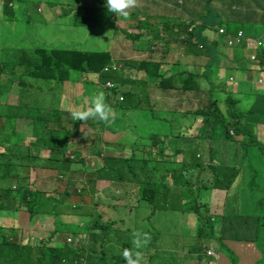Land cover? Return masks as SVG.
Listing matches in <instances>:
<instances>
[{
  "label": "trees",
  "instance_id": "obj_1",
  "mask_svg": "<svg viewBox=\"0 0 264 264\" xmlns=\"http://www.w3.org/2000/svg\"><path fill=\"white\" fill-rule=\"evenodd\" d=\"M12 1L0 0V13L4 20L15 21L18 18L13 12ZM88 1L93 5L84 6L82 12H76L73 9L62 11V14L57 16L60 23L53 22L54 25L65 27L66 25L74 27L82 24L85 27V32L82 35L74 38L69 37V39H63L64 36L60 35L62 39L58 40L55 45H46L37 40L35 46L31 43L32 39L29 41L23 39V41L19 40L21 43L26 42L22 48L11 45L9 40L0 46V75L3 74V77L0 76V102H4L13 89L17 91L15 93L16 103L4 104V110H0V135L8 133L14 136L16 134L14 127L16 128L18 122L21 121L29 120L32 123H39L41 120L46 122L48 118H52L56 122L55 125H58L62 120L68 119V115H62L63 111L53 105L59 103V97L50 94L53 90H61L64 82L74 81L73 78L77 75H81L80 78L88 82L90 79L86 74L95 76L100 81L96 86L100 85L104 89L107 88L103 85L107 81L111 82L113 86L109 89H111L112 97H110L108 105L118 106L128 114L123 120L119 122L113 120V123L98 119L76 121L71 118L76 127L83 124L99 132L96 135L93 134L91 139L100 141L99 149H96V156L100 159L101 164L95 168V171L90 172L96 176L90 175L85 181L86 183L73 178L75 175L72 171L87 173L76 167L69 169V165L75 163L77 153L73 152L72 158L66 156L64 152L68 149L65 148L64 142L51 146L49 148L50 155L44 157L32 156L29 150H25V154L17 153L13 150L14 146L9 145L7 141L1 143L0 139V147L4 148V151L0 153V219L8 221L9 215H14L13 213H17L22 208L27 212L28 220L32 223L48 216L59 217L63 214L80 213L73 209V204L69 208L64 207V204L68 197L82 196L83 194L86 195L84 197H86V202L90 203L89 207L92 212L93 209L100 211L101 200L92 201L93 194L98 191L96 188L98 181L109 183L110 187L107 188V192L111 196L123 198V215L119 216L116 227L109 220L105 221L104 226L96 222L87 223V225L84 223L73 224L77 225L75 232L61 234L62 232L57 226L54 230L52 229L53 231L48 232L47 237L37 239L32 244L22 243L17 233L7 232L6 227L0 225V264H125L122 258L124 249L142 252L146 264H195L198 261L210 264L208 262L210 257H205L204 249L212 247L214 241L222 243L224 240L254 244L264 257V245L261 244L259 247L258 241L260 235L264 236V217L256 216L253 221H250L248 216L237 215L234 211L225 209L221 217L211 214L205 217L206 212L204 214L200 212L203 207L197 204L195 198L188 192H182L183 188L193 187L196 197L202 190H223L233 204H237L236 200L240 204L241 200L245 206H250L240 192V185L251 187L255 184L254 178L258 179L257 185L264 183V170L260 169L259 173L256 171L258 163L264 160V145L256 137V127L264 125V92L251 93L249 96L241 95V98L247 97V102H244L236 93L228 92L224 94L222 103H219V99L211 100L210 91L213 90V84H215L213 81L215 80L212 79L209 83L204 79L205 76H213V68H208L210 65L205 67L206 69L204 68L201 74L196 70L185 72L182 74L185 75L184 78L178 82L173 81L169 72L171 70H166L164 65L165 55L171 50L188 51L193 48L195 53L193 52L192 56H196L198 52H203L206 48L208 50L215 48L214 42L202 35L204 30L206 27L210 28L208 26L210 23L214 26L211 29L215 30L217 36L219 35L220 27H215V22L224 16L223 11L220 16V8L224 10L233 6V10L228 13H231L235 18L238 17L239 23V20L242 19L238 9L240 0H160V7L166 13L150 16L149 20H141V23L137 20L130 22L133 26H138L139 32L136 34L121 29L126 33L127 39L137 43L138 57L147 51L148 54H153L155 52L152 49L153 44H159L162 52L157 54L158 62L147 59L136 60V62L134 60H129V62L113 60L109 51H101L96 48L95 44L102 40V36L96 31H89L92 28V19L86 16L94 12L96 5H98L96 8L107 10L106 0ZM243 1L250 4L248 9L251 12L264 8V0ZM47 2L54 6L59 4L60 6H65V4L69 6L65 0ZM69 12L73 16L68 15ZM110 14L114 23L116 21L114 14ZM130 14L134 13L130 12ZM175 14H178L179 17ZM66 18H68L67 23H65ZM29 19L28 17L25 22ZM94 20L98 30L102 31L107 27H111L109 29H112L114 33L117 30V28L113 29L114 25L112 26L110 22L104 21L103 13H99ZM243 24L242 27H244ZM159 27L161 28L158 32ZM63 30L61 28V31ZM142 31L146 32L145 37L142 35ZM223 35L229 38L226 31ZM93 37L94 51L84 50L81 40L90 41ZM252 61L253 65H257V70L262 71L264 48L256 51L255 59ZM114 63L120 66L119 71H104L105 67ZM211 64L216 65L215 59ZM161 68L165 70L164 73H161ZM132 69L138 73L139 78H142L143 75L144 78L139 81V85L125 92V86L133 82L126 74V70L131 71ZM14 76L17 77V80L12 83L10 80ZM23 77L26 79H22ZM203 80L207 81L205 82L206 88L203 87V82L199 83ZM21 81H31L28 86L30 92H28L26 83ZM174 92L179 95L184 93L187 96L192 93L193 95H189L187 100L188 103H191L193 96L200 101L197 102L196 110L181 112L177 109L176 101L165 105L160 104L162 98L171 100ZM59 93L57 92L58 95ZM179 95L177 96L179 97ZM208 95L209 97L206 99ZM29 99L33 100V105L37 108L45 109L51 105V115L38 113L40 117H29V102L25 101ZM121 100H125L123 103L125 108L121 105ZM239 102L245 105V109L238 108ZM202 104L203 107L197 108ZM222 105H225V108L222 109ZM136 110L139 111L138 116H142V119L134 129L123 130L116 142H112L111 139L104 136L102 131L110 129V127L111 130L114 129L115 127L112 126L115 123L129 124L130 126L132 114ZM65 112L71 113L70 111ZM192 121H196V141L199 146L205 140L222 144L223 142L231 143L227 148L234 149V152L239 150L241 152L240 160L233 164L225 161L215 165L197 163L196 143L192 140V133H189V129L185 128V125ZM125 135L134 137L132 144L120 142ZM243 136H247L248 141L245 142ZM89 143L95 144V141ZM118 152L119 155H113ZM216 152L209 148L206 154L213 160L217 156ZM109 154L111 156H108ZM180 165L183 169L178 171L177 166ZM52 166L62 176L73 174L69 176V179L64 180L65 188L63 191L57 189L58 191L55 193L37 189L38 187L30 181L31 170L51 168ZM65 171L68 172L64 174ZM56 179L60 181L61 177L56 176ZM169 185L178 186L179 189L176 197L181 199V202H179V209L177 210L176 207L175 210L184 211V219L179 227L182 228L186 224L188 214L194 213L196 220L194 225L187 229V232L182 228L185 232V239L179 237L178 240L181 243L176 246H173V242L178 232L170 234L163 243L161 241L168 232L167 227L170 226L167 222L170 211L166 212V216L157 211H166L167 209L163 204L159 205L158 202L166 198ZM71 187L72 189L69 190ZM60 192L62 196L58 199L56 196ZM182 199L191 202L189 210L183 206ZM52 203L54 210L49 211L48 208ZM153 206L154 211L151 209L150 213L140 221L135 218L130 219L132 210L135 212L136 209H142L145 212ZM80 214L82 215V213ZM146 217L149 218L148 222ZM157 217H160V220H157ZM10 220L14 223L11 225L13 228L15 220L13 217ZM143 223L148 224L149 228L140 231L144 229ZM133 232L150 235V243L146 247L135 249L132 244ZM67 236H71L75 240L84 238L85 245L78 246L76 243L75 246H72L68 243L71 240H68L70 237ZM215 236L218 238L214 239ZM97 237L101 243L95 239ZM55 242L59 243L56 247H54ZM198 247L199 251H197ZM202 247L203 249L200 250ZM221 247L223 253L230 252L233 255L230 248L222 245Z\"/></svg>",
  "mask_w": 264,
  "mask_h": 264
},
{
  "label": "rangeland",
  "instance_id": "obj_2",
  "mask_svg": "<svg viewBox=\"0 0 264 264\" xmlns=\"http://www.w3.org/2000/svg\"><path fill=\"white\" fill-rule=\"evenodd\" d=\"M47 1H51V0H13L12 1L14 4L13 12L16 14L18 18L15 21L4 20L0 13V45L2 44V42H6L9 40V43L11 45L16 46L19 40L23 41V39H26L27 41L32 39L31 43L35 46L37 45V42H38L37 40H39L40 43H43L46 45H55L58 40L62 39L63 36H64L63 39H69V37L74 38V37L82 35L85 32V27L82 24H79L78 26H74V27H70L66 25L67 27L66 28L65 26L54 25L53 22L57 24L60 23L59 20L57 19V16L59 14H62V11L73 9L76 12H82V8L84 6L93 5L92 2L88 0H65L69 4V6L65 4L66 6L65 7V6H60V4L56 6H54L53 4L50 5L48 4ZM150 1L151 0H139L138 7L136 8L140 9L142 6L149 4ZM97 6L98 5H96V7ZM96 7L93 13L86 16L92 19V26H91L92 28L89 29V31L91 32L96 31L100 33L102 36V40L100 42H96L95 44L96 48L100 49L101 51H104V50L109 51L110 55L115 60L122 59L123 61L127 60L128 62L129 60L130 61L134 60L136 62V60H143V59L146 60L147 59L150 61L158 62L156 60V57H157L156 53L159 54V52H162L160 50L161 47L159 44H153L152 49L155 51L153 54H148V51L145 53L140 52L142 53V55L138 57L136 53L137 43L132 42L131 40L127 39L126 33L121 31V29H125L126 31H128V33H135V30H136L135 27L129 26V24L132 19L137 18V14L135 13L133 15L130 14L127 19H123L117 16L119 18L113 23L111 14L108 13L107 10L104 11L103 9L96 8ZM217 8L219 9V6H217ZM144 10L150 11V8H145ZM219 10H220L219 12L220 16H222V9L220 8ZM99 13H103V17L105 18L104 21L110 22L112 26L114 25V27L117 28V30H115L116 35L114 31H112V29H104L101 31V30H98L99 28L98 29L96 28L97 23H95L94 19L97 17ZM68 15L73 16L71 15V12H69ZM28 17L30 19L27 22H25V20H27ZM67 19L68 18H66L65 23H67ZM61 28H63L64 30L61 31ZM160 28L161 27L158 28V32ZM244 28L247 29L245 25H244ZM256 31H257L256 38L264 40V23H261V26L258 27ZM138 32L139 31L137 30V33ZM145 33L146 32L142 31V35L144 37L146 36ZM212 33L214 34L213 31ZM60 35H62L61 38H60ZM222 38L223 40H226L227 37L223 36ZM230 38L233 39L232 37ZM93 40H94V37L90 41L81 40V42H83L84 44L83 45V48H85L84 50L94 51ZM25 43L26 42H22L21 45L19 46L22 48V46H24ZM171 52L174 54L176 53L177 56H180L176 58L182 59L181 61H183V64H184V65H181L180 67L173 65L172 64L174 62L173 60L176 58L170 59L169 61L168 57L170 56V53L167 52V54L165 55V58H166L165 64H164L165 68L166 70L168 69L171 70L169 71L172 75L171 78H173V81L178 82L184 78L185 75H182V74H185L187 70H188V73L190 72L189 64L185 65V63L186 61L190 60L191 56L193 55L194 49L192 48L188 51L186 50L181 51L178 49V50H171ZM178 53H181V54L178 55ZM233 54H234L235 59L237 60L236 61L237 68L239 66V70H238L239 72L235 71V81H238V80L243 81L242 80L243 73H241L243 69L241 66H243L245 69H247L248 67L251 69V63L247 60L244 54V49L239 50V48H235L233 49ZM214 71L215 69H213L212 72ZM164 72L165 70L161 68V73H164ZM179 72L180 74H178ZM221 73L222 72H218L217 74H221ZM126 74L128 75L129 78L133 80V82L125 86V92H128L131 88H134V86L139 85L140 84L139 81L144 78V75L142 78H139L138 73L135 72L133 69L131 71L126 70ZM0 76L3 77V74H1ZM86 76H88V78L90 79V82L83 81V79L80 78L81 75H77L73 78L74 81H69L66 83L64 82V85L61 88V90H55V91L53 90L52 93L50 94L52 96L59 97L58 99L59 103H56L53 105H55L58 110L63 111L64 114L62 115H68L69 120L68 119L62 120V122L59 125H55L56 122L52 118H48L46 122L41 121L39 123L38 122L32 123L29 120L18 122L19 125H17L16 128L14 127V130H16V134L14 136L8 133H5L4 135H0V139L2 140L1 143L4 141H7L9 145L18 146L16 147L15 152L25 154L26 152L25 150H27L28 145H31L34 141H38L37 145L35 147L32 146V148L29 150L30 154L32 156H36V155L49 156L50 155L49 148L51 146H55L61 142H64L66 144L65 148L68 149V150H65L64 152L66 156H68L69 158H72L73 156L72 153L73 152L77 153V156L75 157V160H74L75 163L70 164L69 169H73L74 167H76L77 169H81L82 171L85 170L87 173L85 174L83 172L72 171L76 177V178L75 177L73 178L76 180H82L83 182H85L88 180L90 175H93L95 177L96 174L94 173L90 174V172L92 170L95 171V168L99 167V165L101 164L100 159H98L96 156L97 154L96 149H99L100 141L99 139L94 140V138L93 139L91 138L93 137L92 136L93 134L96 135L99 132L96 130H93L90 127H86L83 124H81L79 127H76L75 123H72V121L70 123L71 115L67 114L65 111L72 112L75 109L87 108L89 106V103H88L89 97L101 91L105 95V103L109 104L110 97H112V92H111V89L109 88L104 90L103 88L100 87V85L96 86V84H98L100 81L95 76L90 75V74L88 75L86 74ZM22 79H26V78L23 77ZM204 79L209 81V80L214 79V76H210V77L205 76ZM253 79L255 81V82L253 81V83H255L257 90H253V91H249V89L248 91L243 90V95L249 96L250 93H256V92L264 90V88H262L263 84H260L258 83V81H256L257 76H255V74L253 75ZM16 80H17V77L14 76L10 81L14 83L16 82ZM21 82L26 83L28 92H30L31 90L28 88V86L31 81H21ZM215 82L216 81H213V83ZM218 83H220V81H218ZM228 89L230 91L233 90L232 86L228 87ZM16 92H17L16 89H13L12 91H10V94L7 95L6 100L4 102H0L1 111L4 110L3 108L4 104L16 103V99H17L16 94H15ZM57 92H60L59 95L57 94ZM224 96H225L224 93H218V92H215L214 90L211 91V98H212L211 100L219 99V103H222ZM187 98L188 96L184 97L183 100L180 99L176 101V105L181 112L186 111L189 108L190 103H188ZM246 98L247 97L241 98V99L244 102H247L248 100ZM172 99L171 100L160 99V104L165 105L167 103H171L173 102ZM25 101L30 103V100H25ZM124 101L125 100L120 101L121 105H123V108L126 107L123 104ZM169 105H173V104H169ZM240 106L241 108L245 109L244 104L241 103ZM111 108L114 111L109 121V122L112 121L111 123H113V120L118 121V122L123 120L128 114L124 110L120 109V107L118 106L111 107ZM221 108L222 109L225 108V105H222ZM48 113L49 115H51L52 111ZM138 114H139L138 110L133 112L132 119H131L132 124L130 126L129 124L124 125L121 123H115L112 126V127H115L114 129L111 130V127H110V129L103 130L102 133H104V136L106 138L111 139L112 142H116L119 139V137L122 135L123 130L130 131L131 129H134V127H136L137 123H141L142 116H138ZM89 120H91V118ZM102 133H101V136H102ZM243 139L245 142L248 141L247 136L246 137L243 136ZM260 139L264 140V137L261 134H260ZM85 141H88V142H85ZM94 141H95V144L89 143V142L93 143ZM133 141H134L133 136L125 135L121 139L120 142L132 144ZM195 143H196V152L200 156L199 158L197 157L196 159L197 163L199 162L206 163L207 161H210L211 164L215 165L218 162L220 163L222 158H225V156L230 157L231 164L238 162L240 160V157L236 156L238 154V151L234 152L233 151L234 149L227 150V151L225 150L224 153L221 154V150L223 149V146H224L221 142H210V141L205 140L203 144L199 146L195 139ZM209 148H211L213 151H216L218 149V151L216 152L217 156H215L213 160H210V158L206 154ZM3 151H4V148L0 147V153H2ZM119 154L120 153L118 152V153H114L113 155L116 156ZM108 156H111V154H109ZM182 169L183 167L181 165L177 166L178 171ZM260 169L264 170V160L258 163L256 167V171H258L259 173ZM66 172L68 171H65L64 174H66ZM73 174L70 173L69 176ZM56 176L61 177L60 181L56 179ZM69 176L68 175L62 176L58 174V171L53 166L51 168H45V169L34 168L33 170H31L30 181L34 186L38 187L37 189L39 190H42L48 193H55V191H58V190L63 191V189L65 188L64 180L69 179ZM254 182L255 184L252 185L251 187L250 186L245 187V186L240 185V189H241L240 192L243 198L246 200V202L250 204V206H245L241 202V200H240V204L238 200L235 201L237 204H233L232 200L228 198V196L227 197L225 196L224 191H220L218 193L217 190L216 191L202 190L201 193L196 197H195V190L193 187L183 188L182 192H188L190 196L195 198L197 204L201 205L202 207L207 206L205 217L208 216V212L211 213L212 216H220L221 211H223V203H224L226 211L232 210L234 211L235 214L242 215V216H248L250 218V221H253L256 218V216L264 217V183L262 185H257L258 184L257 178H254ZM259 182H261V179H259ZM108 187L110 186H109V183L106 181L105 182L98 181L96 183V188L98 189V191H96L93 194L92 201L96 199L101 200L99 203V206L101 208L100 211L99 210L95 211V209H93V212H92L91 207H89L90 203L86 202V197H84L86 196L85 194H83L82 196L74 195V196L67 198L64 204V207L69 208L72 204L78 205L80 206V208L73 207V209L76 211L78 210L80 213H82V215L80 213H73L71 215L63 214V215H60L59 217L48 216V217L43 218L42 220H37L34 223H32L28 220L27 212L22 208L17 213H13L14 215H9L8 221H3L2 219H0V225H3L4 228L6 227L5 229H7V232L13 231L17 233L22 243L28 242L30 244L34 243L37 239L40 240L42 238L47 237L48 232L51 231L52 229L54 230L55 228H57V226L59 227L60 232H62L61 234L75 232L76 231L75 226H77L78 224H83V223L87 225V223L96 222L104 226L106 220L113 222L114 227H116L119 216L123 215L124 200L122 197L115 198L111 196L107 192ZM70 189H72V187L69 188V190ZM166 192H167V196L166 198H164L163 201L161 200L160 202H158L157 200L159 205L163 204L167 208L166 211H160V210H157L158 207L156 208L158 212H160L162 215H165V216H166V212L170 211V215L167 217V222L170 226L167 227L168 232L166 233V235H164L163 240L161 241L163 243L170 236V234L178 232V235L177 237L175 236L176 239L173 242V246H176L178 243H181L178 240L179 237H184V233L187 232V229L194 225L195 215L193 213L187 215V222L185 220L186 224L182 226V228L185 229L186 231L183 232L182 228H180L179 225L181 222H183V219H184L183 212L184 211L181 212V211L175 210L176 207H177V210L179 209V204H180L179 202H181L180 201L181 199L179 200L176 197V195H178V186L169 185ZM61 196L62 195L60 192L57 194L56 198L58 197L61 198ZM182 202H183V206L185 208H188L187 210H189V208L191 207V202H188L184 199H182ZM52 205L53 203L48 208L49 211L54 210ZM151 209L154 211V206L150 207V209H148L145 212H143L142 209H136L135 212H133L132 210L131 211L132 215L130 216V219L132 220L133 218H135L140 221L141 218H143L148 213H150ZM200 211L204 214L205 208H202ZM84 216H90V217H84ZM12 217L15 220V226H13V228L11 225L14 223L10 220ZM148 219L149 218L146 217L147 222H148ZM157 220H160V217H157ZM73 224H77V225H73ZM142 226L144 227V229L140 231H145L147 228H149L148 224L146 223H143ZM152 227H153V224H152ZM67 237H70L69 239L71 241L68 243L72 244V246H75L74 244L76 243H78L77 244L78 246L80 244L85 245L84 238L81 240H75L71 236H67ZM95 239L101 243L98 237ZM231 241L232 240H230L228 244L230 243L238 244V243H232ZM258 241H259V247L261 244L264 245V236L260 235V238H258ZM55 243L56 244L54 247H56V245L59 244L58 242H55ZM239 244L240 245L237 248H235V250L230 248L233 255L230 254V252H227V253L224 252L225 253L224 254L221 244L219 242H214L212 244V247L214 248L215 251L222 252L221 254L229 260L230 262L229 264H239L240 259L242 258L244 259L242 264H247L249 261V254L245 252L244 250H245V247H247L250 243L243 242ZM197 249H198L197 251H199V247ZM202 249L203 247L200 248V250ZM235 252L237 255L235 254ZM204 253H205L206 258L210 257L209 255L210 254L212 255L211 247L205 248ZM220 256L221 255L219 253L215 254L216 259H218V257ZM208 261H211V259H208ZM212 261L214 260L212 259ZM216 261H220V258ZM204 262L205 261H198L195 264H204ZM262 263H264V257L262 260H258L256 262V264H262Z\"/></svg>",
  "mask_w": 264,
  "mask_h": 264
},
{
  "label": "crops",
  "instance_id": "obj_3",
  "mask_svg": "<svg viewBox=\"0 0 264 264\" xmlns=\"http://www.w3.org/2000/svg\"><path fill=\"white\" fill-rule=\"evenodd\" d=\"M240 2L238 3V9H239L240 15L242 16V19L239 20L240 21L239 23H238V17L235 18L231 15V13H228V11L233 10V8H234L233 6L231 8H225L224 10H222L224 13V16H222V18L220 20H216V22H215V27H218V28L220 27L219 30L224 29V31H226L228 33L229 38H227L226 40H223L222 37L224 35L219 34V33H218L219 35L217 36V34L215 33V30L211 29L214 26H212L210 23H208V26H210V28L206 27V29L204 30V33L202 35L205 38H207L209 41H213L214 42L213 44L216 47L211 48V50H208V48H206L203 52H198L195 57L191 56L190 60L186 61V63H185V65L189 64L190 71L196 70L200 74L205 67L210 65L208 67L209 69H212V68L215 69V71L213 72V76H214V80L216 82H215V84H213L214 85L213 90L216 92L224 93V94H226L228 92L236 93V95L238 97L243 95V90H246V91H248V89H249V91L257 90L255 83H253V81H254L253 75L254 74H255V76H257L258 83L263 84L262 88H264V67L262 68V71H258L257 65L256 64L253 65L254 63L252 61L255 59L256 51L260 50L259 47H256L257 46L256 45V34H257L256 29L261 26V23H264V17L262 18V13L264 14V8L259 9L257 11L254 10V12H251V10L248 9V6L250 5L249 3H246L243 0H240ZM145 8H150V11H145L144 10ZM130 12L137 14V18L131 20L130 21L131 23L134 20L135 21L137 20L139 22L140 20H147L148 17H150V16L162 15L163 13H165L164 10L160 7V1L159 0H151L149 4L142 6L140 9H138V8L131 9ZM175 15L178 16V14H175ZM221 21H224V22H221ZM140 23H141V21H140ZM242 24H243V26L245 25L247 27V29L242 27ZM129 26L135 27V29H136L135 32H137V30L139 31V28L137 25L133 26V24H129ZM107 28L109 29L110 27H107ZM115 28L116 27H113V29H115ZM212 31L214 32V34L212 33ZM237 31L243 32V34H244L243 37H241L240 39H238L234 42L228 43L229 40H232L230 37L234 38V35L236 34ZM115 35H116V33H115ZM225 42H227L226 45H225ZM4 43L5 42H2L1 45H3ZM19 45H21V42H18V45H16V46L20 47ZM235 48H239V50L244 49V54H245L247 60L251 63V69L249 67L247 69H245L243 66H241L243 69L241 72V73H243V76H242L243 81H239V80L235 81V71L239 70V66L237 68V65H236L237 60L235 59L234 54H233V49H235ZM168 53H170V56L168 57L169 61H170V59L180 57V56H177L176 53L174 54L171 51ZM157 54L158 53H156V55ZM159 54H160V52H159ZM180 54L181 53H178V55H180ZM112 59H113V57H112ZM213 59H215V61H216L215 66L211 64ZM113 60H115V59H113ZM181 60L182 59H180V58H176L173 60L174 62L173 63L171 62V63L173 65L180 67L181 65H184L183 61H181ZM218 72H222V73L217 74ZM178 74H180V72ZM211 81L212 80H209V83H211ZM218 81H220V83H218ZM201 82H203V87L206 88V83H205L206 81H199V83H201ZM230 86H232V89H233L232 91H230L228 89V87H230ZM263 92H264V90H263ZM210 93H211V91H210ZM191 94L192 93H190L189 95H191ZM177 95H179V94L174 92V98L172 99L173 101H177L180 99L183 100V98L187 96V94H181V95H179V97ZM208 97H209V95L206 97V99H208ZM192 98H193V100L190 103L189 108H188L189 112H190V110L191 111L196 110L197 102L198 103L200 102L199 100H197L193 96H192ZM240 105H241V102H239L238 108L243 109V108H241ZM28 107L30 110L29 117H32V116L37 117L38 113L44 114L46 112L52 111V108H50L51 105L45 109L37 108L35 105H33V100H30ZM200 107H203V104L197 108H200ZM195 122L196 121H192V122H189L185 125V128L189 129V133H192V135H193V137H192L193 142H195L196 134H197ZM260 134L264 137V125H258L256 127L257 140L264 145V140L260 139ZM228 144L231 145V143L223 142L224 146H223V149L221 150V154H223L225 150L226 151L232 150L230 148H227V146H229ZM216 151H218V149ZM238 156L239 157L241 156V152H239V150H238ZM232 158H233V156H232ZM230 160H231L230 157L225 156V158H222V160L220 162L225 161V162L230 163ZM217 191L219 193L220 191H223V190H217ZM225 196H226V194H225ZM224 208H225V206L223 203V209ZM221 213H222V211H221ZM217 238H218V236L214 237V239H217ZM214 242H217V241H214ZM229 242H230V240H224L220 244L222 246H225L227 248H232L235 250V248H237L240 245L239 243H243V242H239V241H231L232 243H238V244H231V243L228 244ZM211 249L214 251L215 254L219 253L221 256L218 257V259L220 258V261H216L218 259L210 257L211 261H208V262H210V264H229L230 263L229 260L221 254L222 252L215 251L213 247H211ZM244 251L249 254V261L247 264H256V262L258 260L263 259V254L254 244H249L247 247H245ZM235 254H236V252H235ZM212 259L214 261H212ZM251 260H252V262H251ZM243 261H244L243 258L240 259L239 264H242Z\"/></svg>",
  "mask_w": 264,
  "mask_h": 264
},
{
  "label": "clouds",
  "instance_id": "obj_4",
  "mask_svg": "<svg viewBox=\"0 0 264 264\" xmlns=\"http://www.w3.org/2000/svg\"><path fill=\"white\" fill-rule=\"evenodd\" d=\"M138 2H139V0H106L105 7H106L108 12L114 14L115 20H117L119 17H121L123 19H127L130 15V10L138 7ZM117 16H119V17H117ZM106 29H108V28H106ZM136 33L137 32H135L134 34H136ZM218 33H219V31H218ZM237 33L234 35V38L232 40H234L235 37H237ZM262 42H264V40L256 38V45H257L256 47L264 48L263 45H260ZM113 66H115L116 68L112 69ZM105 68H108L107 71H109V70L119 71L120 70V66L116 65L115 63L112 64L111 66L105 67ZM107 71H105V72H107ZM107 83H110L111 87L113 86L111 82L107 81L103 85L105 88H111V87H108L106 85ZM104 90H106V89H104ZM88 103H89V106L87 108H80V109L73 110L70 113L71 118L73 120H76V121H86L90 118L91 119H98V120L104 121V122L110 121L113 110H112L110 105L105 103V95L102 91L97 92L94 95L90 96L88 99ZM46 113L49 114L48 112H46ZM45 116L47 117V115H45ZM37 117H40V116H37ZM72 119L70 120V123H71ZM41 121L44 122L43 120H41ZM41 121H39V122H41ZM30 122H32V121H30ZM17 125H19V124H17ZM68 133H69V131H68ZM37 143H38V141H34L32 143L33 145L32 144L28 145L26 151L30 150L32 148V146L35 147L37 145ZM16 147H18V146H14V148H13L14 151L16 150ZM44 157H47V156H44ZM196 157H200L198 155V153L196 154ZM207 163L211 164L210 161H207L205 164H207ZM178 193H179V189H178ZM73 207L80 208V206H78V205H73ZM203 208H205V212H206L207 207L205 206ZM224 209H223L221 215L224 213ZM208 214H210V213L208 212ZM221 215H220V217H221ZM132 237H133L132 244H133V247L135 249H141L143 247H146L151 241V236L146 234V233L133 232ZM68 240H70V239H68ZM209 256L211 258H215V254H214L213 250H212V255L210 254ZM122 258L125 261V264H146V260L143 256L142 252H140V251L133 252L131 249H124L122 251Z\"/></svg>",
  "mask_w": 264,
  "mask_h": 264
},
{
  "label": "built area",
  "instance_id": "obj_5",
  "mask_svg": "<svg viewBox=\"0 0 264 264\" xmlns=\"http://www.w3.org/2000/svg\"><path fill=\"white\" fill-rule=\"evenodd\" d=\"M219 34H224V31H223L222 29L219 30ZM241 37H243L242 32H238V33H237V37H235L234 40H229L228 43L234 42V41L240 39ZM260 45H263V46H264V42H262ZM199 47L201 48V45H199ZM115 68H116L115 66L112 67V69H115ZM104 70L107 71L108 68H105ZM106 85H107L108 87H111V84H110V83H107Z\"/></svg>",
  "mask_w": 264,
  "mask_h": 264
}]
</instances>
